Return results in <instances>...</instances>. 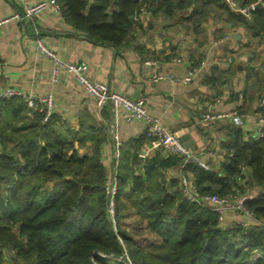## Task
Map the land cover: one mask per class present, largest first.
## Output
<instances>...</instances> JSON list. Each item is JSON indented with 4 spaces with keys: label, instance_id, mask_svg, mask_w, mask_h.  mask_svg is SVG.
<instances>
[{
    "label": "trees",
    "instance_id": "1",
    "mask_svg": "<svg viewBox=\"0 0 264 264\" xmlns=\"http://www.w3.org/2000/svg\"><path fill=\"white\" fill-rule=\"evenodd\" d=\"M237 1L252 7L257 0ZM59 2L63 16L97 43H126L147 6L197 34L210 16H220L245 29L247 46L264 42V7L245 14L225 0ZM205 41L203 36L199 46ZM191 58L192 67L200 66L202 56ZM262 66L263 73L254 67L248 73L256 74L258 87L250 100L260 92L264 97ZM260 109L264 115V105ZM0 116V264L7 254L12 264H264V127L256 138L233 125L223 161L209 169L186 166L201 194H249L246 206L257 222L224 227L212 207L187 200L169 172L182 163L180 156L143 159L135 153L132 165L121 157L112 216L101 157L105 137L84 123L72 129L55 113L44 121L22 96L0 99Z\"/></svg>",
    "mask_w": 264,
    "mask_h": 264
},
{
    "label": "crops",
    "instance_id": "2",
    "mask_svg": "<svg viewBox=\"0 0 264 264\" xmlns=\"http://www.w3.org/2000/svg\"><path fill=\"white\" fill-rule=\"evenodd\" d=\"M34 1L0 0V19ZM137 21L139 25L121 46L91 41L62 13L51 10L24 22H5L0 26V89L13 86L27 94L51 93L55 114L62 121L75 130L84 123L95 131L96 137L106 138L101 157L109 175L116 159L120 161L123 156L132 165L135 153L143 159L173 155L147 136L145 122L130 120L126 109L114 110L108 104L99 106L73 73L63 72L55 80L53 60L36 45L39 31L45 43L63 60L86 62L91 79L107 82L132 98L146 95L149 112L181 135L193 150L212 148L214 153L207 158L218 165L225 158L230 128L235 124L230 119L208 121L202 114L209 109L236 110L246 119L243 129L256 132L258 120L263 116L260 108L264 97L260 92L250 100V94L258 87L254 84L256 74L248 78V73L253 67L263 73L264 42L247 46L251 40L245 29L231 27L220 16H210L203 23L201 34L148 6L140 12ZM203 36L206 41L199 46L198 40ZM166 54L173 56L164 59ZM193 55L202 56V61L195 67L193 79L185 81ZM149 60L156 62L148 64ZM155 74H162L163 78L156 80ZM209 78L213 79L209 81ZM261 83L264 91V81ZM3 122L0 116V123ZM129 142L133 145L126 147ZM90 144L88 141L81 151H88ZM186 166L180 163L169 172L177 178L182 173L195 178ZM135 170L141 171L137 167ZM256 192L257 189L250 194ZM227 220L257 222L253 216L236 210L228 212Z\"/></svg>",
    "mask_w": 264,
    "mask_h": 264
},
{
    "label": "built area",
    "instance_id": "3",
    "mask_svg": "<svg viewBox=\"0 0 264 264\" xmlns=\"http://www.w3.org/2000/svg\"><path fill=\"white\" fill-rule=\"evenodd\" d=\"M225 1L229 3L232 9L241 13L248 14L251 9V7L240 6L237 0ZM45 10L61 13V4L59 0H36L32 3H25L21 9H18L10 15L0 19V26L10 20L24 22ZM143 10L144 7L141 8L140 12ZM140 12L136 15V18H138ZM36 45L41 53L53 60V77L55 80H58L63 72L73 73L77 80L81 83L84 90L95 98L99 106L102 107L108 104L114 110L124 108L126 109L130 120L137 119L145 122L147 136L158 141L168 154L180 156L182 158V166L196 163L205 169L210 168L211 163L207 157L208 155H212L214 153L213 149L211 148L203 151L193 150L185 143L181 135L170 129V127L159 117L148 111V97L146 95L138 98H132L113 89L107 82L91 79L87 75L88 65L86 62L63 60L45 43V40L42 36H40L39 31H37ZM155 62L156 61H147L148 64ZM194 76L195 68L191 66L188 69L187 74L184 76V80L190 81ZM154 78L157 80L163 78V75L155 74ZM13 96H22L29 107L43 112L44 121L48 120L55 113V101L51 93L27 94L13 86H6L0 89V99ZM202 118L208 121L230 119L237 126H246L245 117L236 110L219 111L209 109L202 114ZM258 122V129L254 132L256 138L262 136L263 134L262 128L264 127V115L259 118ZM179 182L186 199L191 202L203 203L212 207L218 216L219 224L224 227H231L234 224L233 222L229 223L227 220V215L230 210H236L249 216H253L252 212L246 206V199L249 194H242L239 190L231 191L226 195H219L215 193L201 194L195 178L186 173L181 174ZM106 189L110 196L109 212L113 216L115 204L114 196L117 192L116 169L109 175ZM239 223H242L245 226L251 224L247 220Z\"/></svg>",
    "mask_w": 264,
    "mask_h": 264
},
{
    "label": "rangeland",
    "instance_id": "4",
    "mask_svg": "<svg viewBox=\"0 0 264 264\" xmlns=\"http://www.w3.org/2000/svg\"><path fill=\"white\" fill-rule=\"evenodd\" d=\"M118 163H119V161H118V158L116 159V168H114L113 170H112V172L111 173H113L114 172V170L116 169V175H117V168H118ZM116 178H117V176H116ZM116 181H117V179H116ZM114 214H115V204H114ZM114 216V215H113ZM3 264H12V262H11V260H10V258L8 257V254L7 255H4V263Z\"/></svg>",
    "mask_w": 264,
    "mask_h": 264
},
{
    "label": "water",
    "instance_id": "5",
    "mask_svg": "<svg viewBox=\"0 0 264 264\" xmlns=\"http://www.w3.org/2000/svg\"><path fill=\"white\" fill-rule=\"evenodd\" d=\"M259 7H264V1L263 0H257L253 5H252V9H256ZM187 145H190L189 143H186Z\"/></svg>",
    "mask_w": 264,
    "mask_h": 264
}]
</instances>
